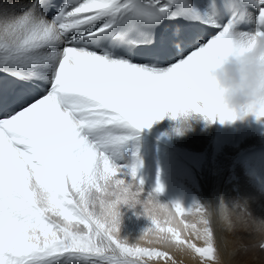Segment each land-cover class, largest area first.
I'll return each instance as SVG.
<instances>
[{"label":"snow or ice","instance_id":"snow-or-ice-1","mask_svg":"<svg viewBox=\"0 0 264 264\" xmlns=\"http://www.w3.org/2000/svg\"><path fill=\"white\" fill-rule=\"evenodd\" d=\"M225 7H251L256 32L235 33V20L219 24L193 0L0 3V264H178L176 253L221 264L217 232L230 233L216 215L223 199L144 209L152 227L121 237L118 204L129 183L144 190V180L138 148L134 162L118 161L137 130L169 112L182 124L193 113L213 123L243 118L220 107L205 69L241 40L264 38V0ZM196 27L215 32L200 38ZM169 49L175 58L162 61ZM248 114L264 118V101ZM163 191L158 181L152 193ZM227 205L246 226L264 221L247 200Z\"/></svg>","mask_w":264,"mask_h":264},{"label":"rangeland","instance_id":"rangeland-1","mask_svg":"<svg viewBox=\"0 0 264 264\" xmlns=\"http://www.w3.org/2000/svg\"><path fill=\"white\" fill-rule=\"evenodd\" d=\"M181 119L167 113L163 120L153 123L152 135L145 132L144 138L140 139V130H137L138 139L127 149L130 159L139 149L143 166L137 180H144L145 195L153 192L159 181L164 191L157 196L163 204L172 198L166 202L167 205H171L169 202L180 203L190 208L199 203L207 207L217 206L221 199L229 205L240 199L249 202L254 215L264 216V118L257 119L254 114H248L242 119L227 121L226 126L219 119L213 123L196 113L186 123L182 124ZM244 126H248L250 135L239 147L242 138L233 131ZM178 127L182 129L179 132ZM228 131L235 134L232 140L228 138ZM229 145L237 148L224 155ZM135 159L130 162L124 159L118 163L130 164ZM119 211L121 237L134 241L152 227L149 218L143 220L140 217L137 206L121 205ZM188 219L194 220L195 217ZM222 237H226L227 244ZM260 241L258 234L244 231L217 232L221 264H264V249L259 247ZM175 258L178 264H200L199 259L180 253H176Z\"/></svg>","mask_w":264,"mask_h":264},{"label":"clouds","instance_id":"clouds-1","mask_svg":"<svg viewBox=\"0 0 264 264\" xmlns=\"http://www.w3.org/2000/svg\"><path fill=\"white\" fill-rule=\"evenodd\" d=\"M205 71L214 82L220 107L244 118L249 106L264 101V38L256 39L251 45L246 40H241L225 54L215 56L207 64ZM121 205L130 208L141 205L143 209L159 214L165 204L152 192L145 195L143 189L135 188L134 184L129 183L126 200L118 204V210ZM145 215L151 220L150 216ZM209 215L212 216L213 213L210 211ZM216 215L223 228L230 233L237 230L256 231L264 246V221L259 222V227L246 226L236 219L227 203L220 206Z\"/></svg>","mask_w":264,"mask_h":264},{"label":"bare ground","instance_id":"bare-ground-1","mask_svg":"<svg viewBox=\"0 0 264 264\" xmlns=\"http://www.w3.org/2000/svg\"><path fill=\"white\" fill-rule=\"evenodd\" d=\"M9 2H12V0H0V3H4V4H7V3H9ZM193 3L196 5V7L198 8V9H200V10H202V11H205L208 15H210L211 17H212V19H214V17H213V15H211V12L212 11H210L209 10V8H208V5L205 3V0H193ZM213 4H215V5H217V7H218V11H216V12H218L220 15H222L223 14V8L221 7V5L220 4H216V3H212V5ZM253 10L251 9V7H249L248 9H247V11H246V15L244 16V18H243V20L245 21V22H247L248 21V23H252L253 21H254V18H253V16L250 14L251 12H252ZM214 12V11H213ZM215 20V19H214ZM217 22V21H216ZM218 23V22H217ZM191 30H193V31H197L198 33L200 32V34H205V33H209V34H213L214 32H215V30L214 29H210V28H204V27H196V28H192ZM218 30V29H217ZM234 32L235 33H249V32H247V31H245V30H241V29H236V30H234ZM249 34H253V33H249ZM190 50V47H185V52H188ZM175 53V52H174ZM176 54V53H175ZM187 54V53H186ZM168 60H172V58H170L169 56H167V59H166V61H168ZM157 122V121H156ZM156 122H154L155 124H156ZM223 125L224 126H226V122L225 123H223ZM224 128V127H223ZM226 128V127H225ZM150 133V135H152L153 134V129H151V128H145V129H143V130H140V139H143L144 138V136H145V134L144 133ZM229 132V131H228ZM233 132H237L238 133V137H241L242 138V140H241V142L239 141V147H242L244 144L242 143L243 142V140H248L249 139V135H250V130L248 129V126H244V127H237V129L235 130V131H233ZM233 132H229V135H228V138L229 139H233L234 137H235V134L233 133ZM142 142V141H141ZM236 148L237 147H235L234 145L232 146V145H229L228 147H227V151L225 150L224 152H223V154L225 155V154H229V152H233V151H235L236 150ZM127 152V151H126ZM125 152V154H124V156H125V159H127V160H129V162L131 161V159H134V157L133 158H131L130 159V157H128L127 156V153ZM222 154V155H223ZM218 164V163H217ZM224 168V167H223ZM172 198H169L168 200H166V201H164V204H167L166 202L167 201H169V200H171ZM161 203H162V201H160ZM171 205H174V203H171V202H169ZM137 208H139V214H140V217H142L143 218V220H147L148 219V217L146 216V215H144L143 214V212H144V209H143V207L141 206V205H137Z\"/></svg>","mask_w":264,"mask_h":264}]
</instances>
